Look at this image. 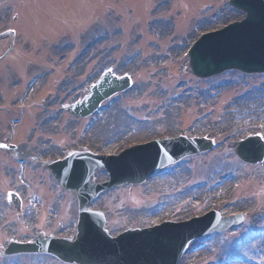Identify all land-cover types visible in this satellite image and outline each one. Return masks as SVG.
I'll list each match as a JSON object with an SVG mask.
<instances>
[{"label":"rangeland","instance_id":"obj_1","mask_svg":"<svg viewBox=\"0 0 264 264\" xmlns=\"http://www.w3.org/2000/svg\"><path fill=\"white\" fill-rule=\"evenodd\" d=\"M52 0H43V3H39L38 5L34 4H27L25 5V2L23 0H14L12 2L13 7H16L14 10L18 12V21L12 22L9 24L10 27H14L19 35V53L17 56V53H15L11 58L8 60V63H15L19 67L22 65L25 68V65L27 63V60L22 58L21 56L28 55L32 56L29 48V44H33L36 48L43 49V53H41L39 56L40 58L37 60L41 66L34 67V70L29 69L28 74H36L39 71L44 72L46 75L41 80V83L48 82L46 85H40L35 86L32 88V91L29 95V97L26 100V105L28 106L27 110L28 113L35 114L39 112L37 110L36 104L40 102L41 100H48L47 98H56L58 99L56 104L54 105L53 109L48 111V116H58L56 113L58 110H61L64 108V106L71 104L75 100L81 98L86 91L84 90L81 85H83L84 79L89 80V82H94L96 80L97 74L101 70H105L107 67L114 68L116 74L118 75H131L134 80V92L123 98L122 100L118 101L117 104H115L114 110L108 114V116H105L104 114L99 117L97 120H100L96 124V127L101 126L104 122H106L112 115L116 116V119L118 121V124L123 122L128 123L129 116H138L140 121L150 120L153 122L154 120H160L161 123L164 125L165 128H161V130L166 133L167 131L172 133L173 136H175L178 132H185L189 133L190 136L199 135L202 136L204 134L210 133L212 138L221 137L220 135L224 134L226 137H230L232 140H230L228 143L224 145L221 151H218L216 154L204 157L201 156L199 158V169L208 170L209 172L203 177L204 180L208 179V176L211 177L212 181L214 182L215 179H217L216 172L218 170V165L220 163H223L222 161L224 159L232 160L231 157H227L228 154L231 153L234 146L237 144L239 139H243L245 135L254 133L256 131L254 130V126H256L257 123L262 122V118H259V121H255V118H245L246 115L236 114L233 118H231L230 114L238 112L239 106L241 102H235V98L242 94L241 91H247L248 89H253L254 87H259L264 83V79L260 78H246L241 77V75L233 73L226 74L221 76L220 78H217L215 80L209 81V82H200L192 80L191 77H188L186 80V83L190 85V87H194L196 90L192 93V97L188 99L186 97L185 99H182L183 104L179 105V107L176 109L174 114L172 113L173 110H170L169 106V99L172 97L181 94V89L177 90L174 89L173 84H169L170 79H174L178 74V71L180 70V63H178V57H180L186 50L187 44L189 42H192L195 40V38L205 32L214 31L216 29H219L223 27L224 25L241 19V16L237 13L231 12L226 7V1L225 0H219L218 3L217 0L215 1L214 5L212 7V15L211 9L199 11L203 8H206L208 6V0H173L172 8L170 11L164 14H158L156 19L166 20V19H175L177 17L178 20L177 23L180 24L179 28L181 27L184 29V33L182 36L178 37L171 41H165L164 36L168 35L166 27H154L153 32L150 34L151 37L150 40H157V41H163L161 42L160 48H153L149 47V41L148 38L145 36L144 41H140L137 45H134V41H137L138 33H140L139 28H132L131 30L129 27L131 26L132 22L135 24H139L141 28L143 29L142 34L144 35V30L147 24L149 23L151 10L153 8V1L152 0H127L123 1L120 6H117V9H112L110 6H112L113 0H103L105 6L101 3V0H87L88 4V12L90 13V17L87 11V7L85 9H82L81 1L80 0H74L75 4L77 5L76 10L83 11L82 15L84 18H86L89 23L90 21L93 22L97 17H102V8H106V6H109V8L112 11H117V15L115 13L114 17L109 19V21L106 22L108 26V30H116L118 28L124 29V33L122 36L110 39L109 41L105 43H98L95 45L96 47L91 52L89 51L83 60L72 70L71 72H67L66 65H70L72 60L75 58L76 52L71 53L69 55L68 60L65 62L62 61V58L60 59L62 63L60 65H56L51 63L50 66L48 65H42V62L39 60H42L44 55H51L49 53H54V56H58V53H55L57 51V47H55L56 44H59L58 38L59 34L62 36L63 39H65L67 42H71L74 44V41L77 39H74L73 33L69 31H66L64 33H60L55 31V26L52 22L49 23L50 18L56 21L62 22V19H67V16L60 14L58 17L54 18L55 15H57L60 12V8L57 7V4H54L51 2ZM46 2H50L51 6L47 7V10L44 7V4ZM32 7V8H31ZM78 8V9H77ZM115 8V7H114ZM201 8V9H200ZM49 12V20L47 22H43L42 20L46 19V16L43 12ZM91 11V12H90ZM128 11H131L133 15H125ZM199 12H203V16L197 17ZM71 17H74V12H70ZM128 14V13H127ZM97 15L96 18H94ZM121 17H119V16ZM207 15V16H204ZM12 17V16H11ZM119 17L120 20H117L116 18ZM197 17V18H196ZM83 20L82 23H85L87 20ZM195 22H200L199 25L195 28L194 31H192V27ZM88 23V24H89ZM8 24L5 21H0V30L6 28V25ZM49 24V26H48ZM87 24V25H88ZM47 25V27L45 26ZM106 27V26H105ZM105 27L100 25V27H97V31L90 35L84 34L80 38V41L73 45L69 49V51H73L77 47L83 48L85 44H89L90 40H93L100 35V32L104 33ZM188 29V30H186ZM47 32L48 36L44 37V33ZM165 34V35H164ZM43 35V36H42ZM65 36V37H64ZM33 38L36 40V43H30ZM86 37V38H85ZM178 37V38H177ZM61 38V37H60ZM87 41V42H86ZM58 42V43H57ZM118 45V47L116 46ZM110 46H113L115 50L118 52L114 54H110L108 56V52L106 51V48L108 49ZM34 48V47H32ZM138 50L140 53H138ZM49 53H47V52ZM106 51V54H104ZM110 51V50H109ZM139 54V55H138ZM167 55V56H166ZM33 57L36 58V56L33 55ZM169 59L171 64L167 69L170 70V78L165 79L164 81L161 79V73H157V69L165 60ZM76 59L74 61L77 62ZM106 61L107 64H106ZM44 62V61H43ZM118 62V63H117ZM168 62V61H167ZM169 63V62H168ZM5 68H7V64L4 65ZM70 73V74H65ZM21 74V73H20ZM19 74V75H20ZM93 75V76H92ZM191 75V74H190ZM23 77H27L26 75H23ZM237 82L241 83V86L235 89L227 90L224 92L219 93L217 95L215 91L205 92L207 88L210 89L213 84H217L222 81L226 80H236ZM50 82V83H49ZM88 84V83H87ZM88 86V85H87ZM86 86V88H88ZM75 88V89H73ZM85 88V86H84ZM20 89V87H19ZM59 94H58V91ZM199 89V90H198ZM43 91L42 96H37L36 94L39 91ZM68 90H71L69 93ZM76 90V92H75ZM17 91L15 88H13L12 85L6 84L5 86L1 87L0 89V100L3 99L5 105H8L12 103L11 101H15L20 94H17ZM73 91V93H72ZM84 91V92H83ZM217 96H215V94ZM49 94L50 96L46 97V95ZM71 94V95H70ZM213 94V97H210L209 95ZM58 95V96H57ZM70 95V96H69ZM46 97V98H44ZM189 100V101H188ZM2 101V100H1ZM247 103V102H246ZM245 103V105H246ZM231 104V105H230ZM52 104H46L43 106V109L47 110L49 106ZM230 105V106H228ZM36 107V108H34ZM41 107V106H40ZM252 105L247 106L244 108L247 110L250 109ZM161 109V110H160ZM248 109V110H249ZM193 113H191L190 111ZM244 110V111H245ZM56 112V113H55ZM180 112H185L184 115H189L192 117L191 121H187V119L184 117V126L179 124V117ZM247 113V111H245ZM26 113V110L24 114ZM52 114V115H51ZM193 115V116H192ZM226 115V116H225ZM26 117V116H25ZM24 117V118H25ZM51 117V118H52ZM27 118V117H26ZM113 118V117H112ZM142 118V119H141ZM145 119V120H143ZM164 122H162V120ZM38 118H35L36 123L38 122ZM168 121V124H167ZM84 120H78L71 116H66L65 121L63 122H54L50 126H53L48 132L39 131L37 134V137L32 140V143L28 146L22 145L23 152L26 154L27 152L32 153L31 150L40 151L42 148L47 150V155L45 157H49L50 160H57L62 155V148L66 147H73L75 143L77 142L78 145H86L89 146L92 149L101 151L103 148H99L101 144L104 143V141L101 139V137L95 135V131L90 132L85 139L81 140L78 138V133L83 130V126L85 125ZM58 124V125H57ZM159 124V125H158ZM242 124H246L241 126ZM249 124L250 128H246V126ZM34 125V123H32ZM152 125V124H151ZM153 125L160 126L159 121L155 122ZM59 126V127H57ZM232 126V128L230 127ZM95 127V128H96ZM157 127V126H156ZM153 126V130L151 131L153 134L156 135H162L163 132L158 133L159 129ZM95 128H92L94 130ZM137 129V128H136ZM5 122L3 123L0 120V141L1 142H7V132H5ZM27 130V129H26ZM24 128L19 130V139L22 140L24 138V134L26 132ZM167 132V133H168ZM48 135H51L54 137V141H49ZM58 135V136H57ZM140 130H136L134 133H131L130 136L119 138L118 142H124V143H130L134 140H138L140 137ZM138 136V137H137ZM233 137V138H232ZM224 137H222L220 140H222ZM30 139V138H28ZM63 139V141H62ZM40 140H43V142H48L45 144H42ZM219 141V140H218ZM58 145L61 147L59 148ZM106 146V144H105ZM119 145L111 144L107 147V150L104 151L105 153H110L112 150H115L116 147ZM26 147V148H25ZM37 147V148H36ZM105 149V148H104ZM44 153V152H41ZM10 156H12L11 153L0 152V170L3 171V169L8 166L7 162L11 163ZM206 158V159H205ZM47 159V158H46ZM236 161V160H234ZM233 161V162H234ZM227 165V163H225ZM237 165V169H239L244 176H247L246 179L248 181L245 182L243 188L241 191L236 195V197L228 203L227 206H225L223 209L222 207H218L217 209H222L224 212H227L228 214L237 213L241 210H248V206L254 207L256 206L254 202H256V198L259 200L260 194L256 191L264 187V164L259 165L253 168H245L241 167L240 164ZM235 165H231L232 169L235 167ZM14 166V165H13ZM36 163H33L29 161V164L27 165L26 175L24 177H21L17 170H20L18 167L15 168V170L10 174V178H1L0 179V250L3 249L9 239L15 238L16 240H19L21 242L27 241L29 237H32L31 234H28L29 232L26 231V229H23V224L19 221V218L17 215L6 206V195L10 190H15L21 193L23 196L26 193L27 195H30L33 192H39L40 190H43L45 193L47 191L52 190V187L49 186V174H47L46 171L43 169H38L36 167ZM201 166V167H200ZM215 167V170H214ZM230 167V166H229ZM230 168H224L219 167V169L224 168V173H229L231 171ZM215 171V172H214ZM36 172V173H34ZM220 173V171H218ZM198 176L196 174L194 175V180L196 182H200V179H198ZM33 177L34 180H33ZM41 177V178H40ZM192 178V179H193ZM198 179V180H197ZM32 181L35 183L36 189H31L27 182ZM38 183L42 184L43 186H39ZM157 185H154V188ZM228 187V186H227ZM227 187L225 189H227ZM153 188V189H154ZM159 188V186H157ZM144 188L138 189L134 188V190L129 193L121 194L118 192L119 196L116 195H110L106 197V201L103 202L100 207L103 209H107L109 213V222H110V228L113 230L112 232L114 234L118 233L123 226L126 225V223L134 219L137 216L135 213L139 214V211L143 209L144 207L150 208L151 206H155L159 201H164L163 199H153L152 191L149 192V190H145L148 193H145L143 191ZM261 190V189H260ZM125 192H128L126 190H122ZM143 192V193H142ZM200 193L205 194L206 191H202ZM132 194V198H127L128 195ZM140 197V200L136 202L134 200L135 196ZM144 195V196H142ZM217 196V194H213V196ZM256 195V196H255ZM120 196H124V200L120 198V201L116 202L117 198ZM256 197V198H254ZM264 197V196H263ZM73 197H66V199L60 198L58 199L56 204V212L60 214V217L57 218H50L52 219L51 222H47L43 220L45 223H43L41 230L49 235H66L68 234L70 230V226L75 219V216L73 215ZM151 198V199H150ZM200 199V196H197V194L192 193L191 196L188 199V202L190 204H193V202ZM261 201H264V198H260ZM257 200V201H258ZM154 201V202H153ZM213 202V199H211L203 205L202 210H197L195 214L200 215L205 213L210 204ZM244 203V204H241ZM142 205V206H140ZM135 206H138L140 208H137ZM71 211L70 215L67 216V210ZM253 209L252 211L249 210V216L251 217V220H253L252 224L258 223L256 221L258 218V213H262V205H258L257 208H250ZM120 210L119 212H117ZM64 213V215H63ZM77 213V212H76ZM127 213V216L124 214ZM123 214L122 217L120 215ZM226 214V213H225ZM162 216H169V211L167 210H161L157 209L156 212H154V215H149L148 218H145L141 225L146 224V226H150L152 223L154 224L159 223L160 217ZM256 217V218H255ZM44 218V217H42ZM122 218V219H121ZM143 216H141V219ZM49 219V220H50ZM57 219V220H56ZM121 219V220H120ZM140 219V220H141ZM264 224V220L262 221ZM215 241V242H214ZM209 243H206V245L203 247L202 251L197 253V256H209L213 257L211 254V251L213 247L215 246V243L217 244V241L214 240ZM244 255V254H243ZM264 255V254H262ZM197 256L192 260L193 264H205L202 261H196ZM264 257V256H263ZM207 258V257H205ZM212 261H208L210 263ZM264 262V261H263ZM190 261H187V264H192ZM0 264H50L47 261H37L36 258L33 259H25V258H17V259H11V260H3L0 257ZM264 264V263H263Z\"/></svg>","mask_w":264,"mask_h":264},{"label":"water","instance_id":"obj_2","mask_svg":"<svg viewBox=\"0 0 264 264\" xmlns=\"http://www.w3.org/2000/svg\"><path fill=\"white\" fill-rule=\"evenodd\" d=\"M234 2L239 7L245 8L244 6L241 5L242 4L241 0H234ZM257 2L260 3L259 1H257ZM245 9L249 10V18H248L247 22H249V21L251 22L254 20L257 21L255 13L253 12V9H251V10L248 8H245ZM247 22H245L243 25H246ZM94 104L95 105L98 104V101L94 102ZM64 169H65V165L61 166L58 170V174L60 175ZM72 171H73L72 176H71V178L68 179L67 187L76 189V188H79L83 184V181L85 179V175L87 173V166L85 164H82L80 166H76L75 169H73ZM122 182H124V181H122ZM87 217H88L87 213H84L82 216L83 222ZM99 228H98L99 231H97V232L100 234L101 237H103L104 235H102L100 233L101 230ZM83 237L84 236L81 233L80 239H79L78 243L76 244L77 246H74V247H72L68 244H62L60 242L59 243L53 242L52 245H50L49 251L55 252L57 247H61V248H59L60 250L66 251V253L64 255H62V257L65 260H75V261H81L83 263H86V261L82 259L81 252L79 251V249L81 248V244L85 243V238H83ZM71 251H73L74 253L71 254ZM88 262L90 264L92 263L91 261H88Z\"/></svg>","mask_w":264,"mask_h":264},{"label":"bare ground","instance_id":"obj_3","mask_svg":"<svg viewBox=\"0 0 264 264\" xmlns=\"http://www.w3.org/2000/svg\"><path fill=\"white\" fill-rule=\"evenodd\" d=\"M262 94H263V92H259V93H253V92H251V93H249L247 96H249L250 97V99H253V100H255L256 102H257V104L255 105V107L253 108V109H251V114H257V116L259 115V114H261L260 112H259V110H260V108L262 107V98H261V96H262ZM182 98H179V100H178V102H173L172 104H171V107H170V109L171 110H173V113L176 111V109H177V103H181L180 102V100H181ZM264 101V100H263ZM247 102V103H246ZM245 103H246V105H245ZM252 103V101L251 100H247V97L245 98V99H243L242 101H241V103H240V107H239V112H243L245 109L244 108H246L249 104H251ZM264 104V103H263ZM113 117V118H112ZM112 117H110L108 120H107V122L102 126V127H99V128H97V131L99 132L98 134L99 135H101V136H104V139H106L107 141H106V144L108 145V144H111V142H113V141H110L111 139H114V138H118L119 137V135H120V133H119V130L120 129H124V128H126V127H129L128 125H126L127 123L126 122H124L119 128H118V130L116 131V133L115 134H113V130L115 129V126H117V124H118V121H117V119H116V116L114 115V116H112ZM166 179V178H165ZM223 187H225V185L223 184ZM218 190H220V189H217V191Z\"/></svg>","mask_w":264,"mask_h":264},{"label":"snow or ice","instance_id":"obj_4","mask_svg":"<svg viewBox=\"0 0 264 264\" xmlns=\"http://www.w3.org/2000/svg\"><path fill=\"white\" fill-rule=\"evenodd\" d=\"M111 71V69H109ZM257 135H261L260 133H257ZM262 139H264V136H261ZM4 147H7L6 145Z\"/></svg>","mask_w":264,"mask_h":264}]
</instances>
